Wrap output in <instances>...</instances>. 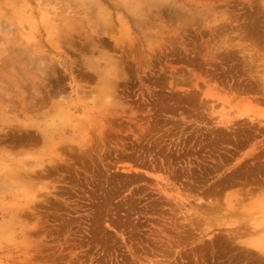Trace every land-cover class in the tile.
Returning <instances> with one entry per match:
<instances>
[{
	"label": "rangeland",
	"instance_id": "1",
	"mask_svg": "<svg viewBox=\"0 0 264 264\" xmlns=\"http://www.w3.org/2000/svg\"><path fill=\"white\" fill-rule=\"evenodd\" d=\"M209 4L0 0V264H264V0Z\"/></svg>",
	"mask_w": 264,
	"mask_h": 264
},
{
	"label": "clouds",
	"instance_id": "2",
	"mask_svg": "<svg viewBox=\"0 0 264 264\" xmlns=\"http://www.w3.org/2000/svg\"><path fill=\"white\" fill-rule=\"evenodd\" d=\"M209 0H109V8L112 13L123 14L132 24L140 29H148L153 20L167 11L181 27H186L201 19L210 9ZM92 54L91 46L87 53L80 54V63L86 71L89 69L85 63V57ZM59 64H51L49 73L55 75V69ZM96 75L95 73H93ZM122 80H111L107 85H101L97 94L101 97L112 96V103L105 105L106 110L114 111L122 104V99L116 95L119 83Z\"/></svg>",
	"mask_w": 264,
	"mask_h": 264
}]
</instances>
